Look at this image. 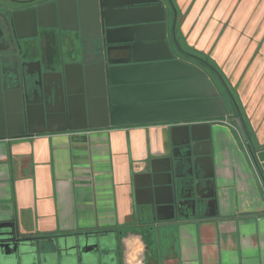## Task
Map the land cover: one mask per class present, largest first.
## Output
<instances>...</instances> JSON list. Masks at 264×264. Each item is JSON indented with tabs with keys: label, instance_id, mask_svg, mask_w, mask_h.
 I'll return each instance as SVG.
<instances>
[{
	"label": "crops",
	"instance_id": "0c3cea01",
	"mask_svg": "<svg viewBox=\"0 0 264 264\" xmlns=\"http://www.w3.org/2000/svg\"><path fill=\"white\" fill-rule=\"evenodd\" d=\"M167 2L179 45L209 58L243 98L253 94L244 121L251 147L264 148V0ZM67 46L37 38L23 42V56L59 70L76 53ZM57 120L54 130L29 134L16 126L9 137L0 127L1 231H14V223L21 234L51 237L41 242L47 247L106 231L111 264H264V182L230 116L210 124L217 214L184 217L174 209L160 220L144 196L137 200L134 180L169 155L170 123L63 130L69 124ZM185 193L174 192V202ZM169 214L161 208L160 216Z\"/></svg>",
	"mask_w": 264,
	"mask_h": 264
},
{
	"label": "water",
	"instance_id": "95a60500",
	"mask_svg": "<svg viewBox=\"0 0 264 264\" xmlns=\"http://www.w3.org/2000/svg\"><path fill=\"white\" fill-rule=\"evenodd\" d=\"M67 6L64 19L72 22L77 21L75 10L79 7V30L85 41L81 60L63 63L59 70L42 67L30 70L34 61L24 58L21 43L20 55L0 57L2 134L9 137L12 128L24 120L26 124L56 121L64 110L69 120L82 123H69L63 130L170 123L171 151L165 158L152 160L149 172L135 175L137 200L144 196L154 219L171 218L175 216L174 192L179 189L187 193L175 200L178 205L191 203L193 211L194 207H200L204 216L216 215L218 199L210 124L225 117L228 111L208 73L173 54L167 39L168 14L164 3L161 0H69ZM62 10L58 0L61 14ZM173 11L175 18V8ZM51 12L55 19L56 7ZM40 15L37 9L33 15L34 30L46 26L35 22ZM61 28L78 29L77 26ZM77 57L73 52L72 59ZM74 64L78 65L75 74L68 69ZM235 123L245 136L252 156L261 161L264 169V148L251 147V136L240 112ZM51 130L54 129L42 127L29 129L27 133ZM161 208L169 209L170 214L160 216ZM23 239L34 237L28 235ZM62 239L53 241L52 245L65 256L56 258L52 252H39L38 264L112 262L113 243L106 231L81 232ZM103 250L108 253L104 254ZM36 261L25 258L21 264Z\"/></svg>",
	"mask_w": 264,
	"mask_h": 264
},
{
	"label": "flooded vegetation",
	"instance_id": "af4514ba",
	"mask_svg": "<svg viewBox=\"0 0 264 264\" xmlns=\"http://www.w3.org/2000/svg\"><path fill=\"white\" fill-rule=\"evenodd\" d=\"M60 1V0H59ZM164 3V6L167 8V14L170 13V7L168 5L167 0H161ZM62 3V14L58 11V0H0V57L6 55H18L19 49L18 45L23 42L33 41L37 38H51L57 41L58 43H66L68 46L65 51L74 50L78 54L76 59H72L70 61L78 62L81 60L82 50L85 48V41L81 37L80 33V12L79 7L76 6V16L77 21L72 22V20L64 19L65 14H67V3L69 0H61ZM69 5V4H68ZM56 7V16L55 19L52 17V8ZM37 9L40 10V19L35 18V22L42 23V25L46 24L45 27H37L36 30L33 28L34 21V12H37ZM82 9V4H81ZM173 11V8H172ZM174 14V11H173ZM37 15V13H36ZM63 19H62V16ZM176 18V17H175ZM28 20V22H27ZM28 24V26H26ZM51 24V26H47ZM168 24V41L170 47L173 49L172 52L176 57H181L189 62L198 65L201 67L206 73H208L211 81L214 83L219 96L223 99L225 106L227 108L228 114L225 117L230 116L234 123L238 117V112L241 113L243 117V113L241 111V107L234 96L230 86L226 82L223 76L219 73L214 72L205 64V61L192 53L188 52L186 49L179 45L176 36V27L175 23H171L170 19L167 20ZM62 26H77L78 29H63ZM35 35L32 37H22L28 33H34ZM94 33L98 34L99 30H94ZM107 47L111 46L106 44ZM20 55V54H19ZM16 62V58L13 59ZM41 67L40 61H34L30 64L29 69L35 70ZM69 70H73L74 74L77 72L78 65L68 66ZM62 113V112H61ZM60 113V114H61ZM40 118V116H38ZM244 119V118H243ZM64 122V124H69L73 122H82L80 120L72 121L68 118V113L64 110L63 115H59L57 123ZM236 124V123H235ZM54 125L53 122L48 124L42 123V121L38 120V122H31L30 124H26L25 120L23 123L18 124L23 132L27 133L29 129L33 128H42V127H52ZM237 125V124H236ZM2 124L0 123V127ZM247 127V126H246ZM175 211L179 216L184 217H193L197 213H202L203 209L194 207V211L192 210V204L187 203V205H178L177 202H174ZM194 212V215L192 216ZM28 235L21 234L17 235L14 231H1L0 230V264H21V260L28 259L38 261L39 252H52L56 254V258L58 255L65 256L63 251L59 252L55 250L56 248L47 245H41V242L47 239H51V237H42L39 235H31L34 237L33 240L23 239ZM47 238V239H46ZM43 243V242H42ZM36 261V262H37ZM35 262V263H36ZM24 263V262H23ZM34 263V264H35ZM38 264V262H37Z\"/></svg>",
	"mask_w": 264,
	"mask_h": 264
},
{
	"label": "rangeland",
	"instance_id": "374dc122",
	"mask_svg": "<svg viewBox=\"0 0 264 264\" xmlns=\"http://www.w3.org/2000/svg\"><path fill=\"white\" fill-rule=\"evenodd\" d=\"M206 59H209V58H206ZM220 72H222L221 70H220ZM224 75V74H223ZM224 78L226 79V81L230 84H228L229 86H230V88H231V90H232V92L234 93V96H236V99H237V101H238V99H239V104H240V107H241V111H242V113H243V118H247V116H245L246 114H245V110L246 109H248L249 110V107L247 106V105H251L250 104V102H251V100L253 101V94L251 95V96H249V98H243V95H244V93H242L241 94V92H238L237 91V88H240V85H237L236 83H234V85H231V80L229 79V78H227L225 75H224ZM254 94H256V93H254ZM258 95H261V93H258ZM257 96V95H256ZM250 111V110H249ZM244 119V120H245ZM238 127V126H237Z\"/></svg>",
	"mask_w": 264,
	"mask_h": 264
},
{
	"label": "trees",
	"instance_id": "16d2710c",
	"mask_svg": "<svg viewBox=\"0 0 264 264\" xmlns=\"http://www.w3.org/2000/svg\"><path fill=\"white\" fill-rule=\"evenodd\" d=\"M192 53L198 55L202 59V61H205V64L207 66H209V68H211V70H213L214 72L219 73L222 76L221 72L215 67V65L209 59H206V57L204 55H202L199 52H194V51Z\"/></svg>",
	"mask_w": 264,
	"mask_h": 264
},
{
	"label": "built area",
	"instance_id": "2783aa9c",
	"mask_svg": "<svg viewBox=\"0 0 264 264\" xmlns=\"http://www.w3.org/2000/svg\"><path fill=\"white\" fill-rule=\"evenodd\" d=\"M254 161H255L254 163H256V167L258 168V170L261 173V177H262V180L264 182V169L261 167V161L258 160L256 156L254 158Z\"/></svg>",
	"mask_w": 264,
	"mask_h": 264
}]
</instances>
